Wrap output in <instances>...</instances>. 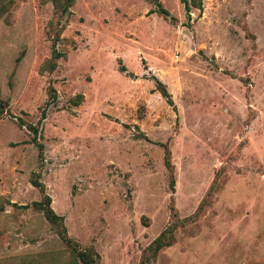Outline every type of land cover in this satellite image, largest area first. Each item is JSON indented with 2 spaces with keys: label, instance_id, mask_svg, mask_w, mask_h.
I'll use <instances>...</instances> for the list:
<instances>
[{
  "label": "rangeland",
  "instance_id": "374dc122",
  "mask_svg": "<svg viewBox=\"0 0 264 264\" xmlns=\"http://www.w3.org/2000/svg\"><path fill=\"white\" fill-rule=\"evenodd\" d=\"M200 3L0 0V264H80L32 179L99 264H264V0Z\"/></svg>",
  "mask_w": 264,
  "mask_h": 264
},
{
  "label": "trees",
  "instance_id": "16d2710c",
  "mask_svg": "<svg viewBox=\"0 0 264 264\" xmlns=\"http://www.w3.org/2000/svg\"><path fill=\"white\" fill-rule=\"evenodd\" d=\"M46 1H50L53 4L54 8L59 12L60 16H65V15L68 16L71 13L70 8L75 2V0H46ZM180 2L183 4L186 12L190 11L191 6L201 10V3H200L201 0H190V1L180 0ZM154 11L158 12L163 17H169L170 15L169 12L165 8H163L160 4L156 6ZM60 56L61 54L54 52L52 55V58L58 59ZM52 68H54V64L52 65ZM121 69H124V68H121ZM154 80H155L156 90L161 94L163 98H165V100L170 106L174 107V103L171 99L169 92L166 89V86L158 78H154ZM76 104L77 103L74 102V105ZM5 107H6V104L0 100V118L5 110ZM31 129L36 135L37 133L36 129L33 127ZM34 141L36 142V138H34ZM36 145L39 149V159H42L43 145L40 143H37ZM164 163L168 169L170 170L172 169V164L169 159V151L167 150L165 154ZM31 184L34 187H36L41 194V200L35 201L31 205L35 207L36 209L41 210L43 212L44 217L51 224L58 227L59 235L69 247V250L74 260L79 261L80 264H99L100 255L93 247H90V246L83 247L78 242L74 241L72 238H70L67 235L66 227L64 225V217L62 215L57 214L53 210V208L50 206L51 198L48 194L45 193L43 184L33 179L31 180ZM170 188L174 189V177L172 173L170 176ZM24 207H28V206H24ZM165 237H166L165 233H162L148 246L147 249H145V251H143L139 264H153L154 263L155 258L160 248L167 245L168 243V240H166Z\"/></svg>",
  "mask_w": 264,
  "mask_h": 264
},
{
  "label": "water",
  "instance_id": "95a60500",
  "mask_svg": "<svg viewBox=\"0 0 264 264\" xmlns=\"http://www.w3.org/2000/svg\"><path fill=\"white\" fill-rule=\"evenodd\" d=\"M157 1V0H156ZM130 75H132V74H130Z\"/></svg>",
  "mask_w": 264,
  "mask_h": 264
}]
</instances>
